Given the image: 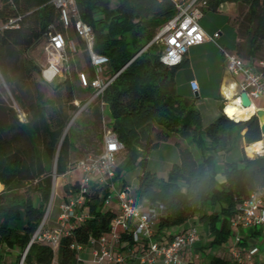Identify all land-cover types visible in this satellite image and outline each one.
Wrapping results in <instances>:
<instances>
[{"label":"trees","instance_id":"1","mask_svg":"<svg viewBox=\"0 0 264 264\" xmlns=\"http://www.w3.org/2000/svg\"><path fill=\"white\" fill-rule=\"evenodd\" d=\"M205 1L203 15L206 11L217 12L223 3L247 7L245 19L251 28L245 30L243 37L237 33L235 52L248 64L258 60L259 54L264 52V0ZM76 3L81 18L93 29L94 52L108 58L105 77L109 79L117 74L98 100L108 107L111 120L107 127L123 145L117 162L120 155L122 158L110 183L115 185L124 171L140 166L142 173L135 189L136 200L162 205L165 209L154 227L155 235L197 218L199 223L206 224L210 234L204 250L227 246L233 235L231 223L236 205L250 192L264 189V156L249 159L243 153L238 163H227L223 169H219L216 156L241 147L243 142L245 154L253 157L249 146L264 139L257 119L253 116L247 121L230 120L223 112L227 103L221 106V114L203 127L194 102L177 94L175 76L179 68L188 63L184 60L178 66L164 65L160 61L164 47L154 41L161 28L176 14L171 0H76ZM58 15L51 0H0V25L18 19L17 28L0 31V70L7 81L4 64L8 48L30 51L49 31L50 25L62 31ZM27 86L28 100L20 93L16 99L25 110L27 102L34 116L39 118L29 128L36 136L42 132L45 149H36L24 129L28 125L14 120L18 129L15 132L0 108V248L18 251L16 259L8 264H19L25 251L23 264H51L53 260L57 264H77V252L71 246L86 247L90 239L107 236L118 213L100 209L101 202H106L111 194L108 186L92 189L85 203L88 218L76 224L68 236L61 237L57 249L38 242L30 243L52 196L53 181L47 164L56 156L57 177L67 174L73 143L70 137L61 138L65 123L59 112L52 109L47 116L46 107L54 106L48 88L31 79ZM61 90L69 94L71 103L74 102L73 78L56 85L51 94L58 96ZM16 134L22 135L21 139L24 136L31 145V158L27 163L15 148ZM173 134L187 138L199 151L200 160L177 143L180 161L170 168L166 178H160L146 170L147 155ZM76 189V184L67 183L65 198L72 196ZM34 194L40 199L38 207L33 200ZM22 214L23 223L17 227ZM120 236L123 245L132 246L128 235L121 232ZM208 264L231 263L224 256L212 255Z\"/></svg>","mask_w":264,"mask_h":264},{"label":"built area","instance_id":"2","mask_svg":"<svg viewBox=\"0 0 264 264\" xmlns=\"http://www.w3.org/2000/svg\"><path fill=\"white\" fill-rule=\"evenodd\" d=\"M171 1L176 14L161 28L154 41L162 43L164 47L160 61L166 66H178L185 60L191 47L209 41L217 43L220 33L216 32L208 36L200 26V20L203 17L202 9L206 7L205 0ZM51 4L58 11V23L62 31L50 25L49 31L43 36L41 41L44 42L48 64L43 67L40 75L48 84L53 83L57 78L66 80L75 76L80 88L89 89L92 92L91 97L85 101L82 109L84 111L93 102L101 99L117 74L109 79L105 77L108 58L94 52L93 29L81 18L76 0H51ZM17 20L0 25V31L17 28ZM193 29L195 31H192ZM190 32L191 35H189ZM218 47L226 72L233 79H237V94L245 92L251 104L256 105L257 111L264 110V60L248 64L236 52L219 45ZM80 52L86 54L90 71L88 73L78 71L74 75L71 61L75 54ZM172 54H174L175 63L172 62ZM189 87L193 94L199 93L197 81L191 80ZM73 103L79 107L81 101L74 100ZM100 103L101 106L105 105L103 102ZM19 120L23 122L22 119L19 118ZM122 150L123 145L118 141L115 133L104 125L98 153L79 159L75 166L69 167L67 171V174L78 171L80 177L74 183L77 187L76 192L67 197L60 206V213L56 219L57 228L45 226L46 214L30 243L38 242L50 246L53 250L57 249L61 237L68 236L76 224H82L88 218L83 208L90 191L108 186L111 194L106 203L114 200L118 206L119 215L111 222V230L107 236L89 240L87 246H98L91 251L90 264H124L131 261H138L140 264H184L181 259L182 253L192 250L200 242L198 229L189 226L176 233L168 243H161L154 234V226L164 215V207L139 203L131 195L129 187L122 186L117 189L110 183L115 176L117 157ZM231 227L264 230V189L250 192L246 199L236 205ZM121 232L131 238L132 246L121 243ZM233 235L234 242L229 249L231 264H253L258 248L253 246L242 249L240 236L236 233ZM71 248L77 252V264H82L80 255L84 247L72 245ZM25 255L26 251L22 254L19 264L24 263ZM51 264H57L56 260H53Z\"/></svg>","mask_w":264,"mask_h":264},{"label":"rangeland","instance_id":"3","mask_svg":"<svg viewBox=\"0 0 264 264\" xmlns=\"http://www.w3.org/2000/svg\"><path fill=\"white\" fill-rule=\"evenodd\" d=\"M247 11L248 9L246 6L234 3H223L217 12L206 11L201 18L200 26L205 31H211V33L217 31V33L222 34V37L220 40L218 38L216 41L217 43L209 41L202 46L198 45L191 47L186 55L190 60V70L189 68H179L175 76L177 94L182 97H188L194 102L195 108L201 114L203 127L208 126L213 120H215L218 116V112H221L220 109L222 102L219 99L216 87H211L210 84H207V87L204 88L205 90L203 91V94H199V97L196 98L187 88L188 74L191 71L198 76L200 82L207 81V83L209 81L220 79L223 75H226L227 72L218 45L229 51L235 52L237 33L239 37H243L245 30L251 28V24L246 20L248 17ZM158 43L162 45V43ZM6 54L7 60L4 64V69L7 73L8 81L3 77L0 70V108L3 111L4 118L14 127V120H17L20 124L28 125V128L25 127L24 129L29 133L30 138L33 139L36 149H38V151H43L45 149V138L43 137L42 132L39 131L36 136L35 132L29 128V125L38 122L39 118L34 116V111L29 107L27 102L25 110L16 99V95L20 93L26 98V100H28V82L30 79L38 81L43 87L48 88L49 95H51L50 97L54 104L53 108L49 106L46 107L47 116L52 109H56L59 112L65 123L61 138L63 139L66 136L70 137V140L73 143L74 151L68 159L70 167L75 166L79 159L88 155H96L101 147L104 125L107 126L111 120L108 107L101 106V103L97 100L90 106L86 107L83 111L82 109L85 101L91 97L92 92L87 89H80L74 76L75 98L78 101H81L79 107H76L73 102H70L69 94L66 91L61 90L58 96H53L51 94L54 87L60 83L53 82L48 84L41 78V70L48 64V56L44 50V42L40 41L30 51H25L19 48H8ZM258 57V60H264V52L260 53ZM71 64L74 75H76L78 71H85L87 73L90 71L88 59L84 52L75 54ZM229 102L228 105L231 104L232 100H229ZM224 115L226 116V114ZM19 118L22 119L23 122H21ZM14 131L18 132V129L15 127ZM13 135H15V133ZM19 135L20 134H16L15 148L20 151L27 163L31 158V145L24 136L21 139L22 135ZM177 143L188 148L197 161L200 160L199 151L189 143L187 138H183L178 134H173L168 139L160 142L157 148L152 149L148 153L146 170L155 173L160 178H166L170 168L174 164H178L180 161L178 148L176 146ZM244 146L245 145L242 142V148L236 146L228 153L217 155L216 161L219 169H223V166L227 163H238L242 159L243 153L245 157L252 159V157H248L245 154ZM249 151L254 153L250 148ZM258 155H260V153H258ZM121 158L122 155L118 158L117 164H119ZM50 161L51 162L47 164L48 174L52 177V181L55 182V188L56 186L61 185V179L56 175V156ZM141 173L142 169L138 165L130 170L124 171L121 178L115 183L116 188L120 189L123 185H126L130 188L131 195L135 197L138 176H140ZM78 176V172H73L71 175H67L65 179L66 181H72L73 178ZM220 177L221 175L218 176L219 179ZM52 197L53 193L51 198ZM55 205L56 200L54 198L51 208L49 204L46 208V211L50 208L47 213V220L51 219ZM86 209L88 210V208ZM100 209L114 210L115 212L119 211L114 200L109 201L108 203L101 202ZM21 218H23V214L21 215ZM195 224L199 226L197 229H199L201 240L206 242L208 236L201 230L198 219ZM52 228H57L56 223H53ZM179 229L180 227H176L172 230L178 231ZM233 242L234 235H232L228 244H233ZM5 257L6 256L3 252L2 260L0 256V264H3Z\"/></svg>","mask_w":264,"mask_h":264},{"label":"crops","instance_id":"4","mask_svg":"<svg viewBox=\"0 0 264 264\" xmlns=\"http://www.w3.org/2000/svg\"><path fill=\"white\" fill-rule=\"evenodd\" d=\"M204 32L206 33V35L211 36L214 33H216L217 31H214L211 33V31H205L204 30ZM221 37H222V34L220 33L219 40L221 39ZM237 42H238V38L236 40V44H237ZM206 43L207 42H205L199 46H202ZM226 45H227V43H226ZM185 60L188 64L182 68H184V69L189 68V70H190V60L187 57ZM75 79H76V77H75ZM191 80H195L198 83V86H199L198 97H199V94H203V91L205 90L204 88L207 87V84H210L211 87H216V89H217L216 91L219 95V99L222 102V105H225L229 100H232V102H234V101L237 102V100L232 99V97L227 98V96L225 95V93H229L230 91H232L233 97H237V93H238L237 80L233 79L228 73H226V75H223L220 79H217L215 81H209L207 83V81L206 82H200L198 79V76L190 71V73L188 74V78H187V88L190 92H191V89L189 87V82ZM76 82H77V79H76ZM77 85H78V82H77ZM87 90H89V89H87ZM75 100H77V99H75ZM220 114H221V112H218V116ZM262 137H264V135H262ZM261 142H262V147H264V139H262ZM73 151H74V149H72L70 151L69 156L72 155ZM260 156H264V155H262V153H260ZM75 172H78V171H75ZM72 173L65 174L63 176H59L61 179V186H60L59 190L54 191V186H53L54 192H53V197L51 198V201L49 202V206L51 208L54 198L56 200V205L54 207L53 215H52L51 219L50 220L46 219L45 226L47 228H52L53 223H56V219L60 213V206L66 200V198H65L66 194L64 192V186L67 183H70L73 185L80 177V173L78 172V174H79L78 177L73 178L72 181H66L65 177L67 175H71ZM53 183L55 185V182H53ZM33 200H34L35 206L38 207L40 199H39V196L37 194L33 195ZM50 208L47 209L46 214L49 212ZM83 211H84L85 215L88 216L87 209L85 208V206L83 208ZM117 213L119 215V211ZM195 221H197V218L192 219L191 221H188L185 225L181 226L178 231H173L171 229L167 232H163L161 234H156V236L159 238L161 243H164V244L168 243L170 241L171 235H174V234L180 232L184 228H187L189 226H195V227L199 228V226L197 224H195V223L193 224V222H195ZM22 223H23V218H21V220L15 226L21 227ZM156 224H155V226H156ZM200 228L204 233L207 234V236H208L207 240H206V242H207L210 238V234L207 230L206 224L200 223ZM232 231H233V233H236L240 236V239H241L240 247L242 249H245L248 247H253V246H256L258 248V252H257L256 256L253 258L252 263L253 264L264 263V230H262L260 228H232ZM198 233H199V229H198ZM199 237H200V233H199ZM206 242H204L200 238V242L192 250L183 252L181 255V259H182L183 263L184 264H208V261L212 255L224 256L227 260H230V263H231V255L229 253V249L232 246V244H228L225 247H217V248H213L211 250L206 251L203 249ZM97 248H98V246H86V247H84V249L80 255V257L83 261L82 264H90L91 251L93 249H97ZM3 252L6 256L4 258L5 260H3L4 261L3 264H8V263L13 262L16 259V257L19 255V253L16 249L9 250V249H5V248H0L1 260H2V253ZM201 257H202V259H201ZM124 264H140V263L138 261H131V262H126ZM155 264H158V263H155Z\"/></svg>","mask_w":264,"mask_h":264},{"label":"bare ground","instance_id":"5","mask_svg":"<svg viewBox=\"0 0 264 264\" xmlns=\"http://www.w3.org/2000/svg\"><path fill=\"white\" fill-rule=\"evenodd\" d=\"M225 95L227 96V98L232 97V99H238L236 97H233L232 91H230L229 93H225ZM227 103H229V101ZM223 111L225 112L228 118L239 122V121H247L251 117H253L256 114L257 107L253 103L249 107H242L240 100L238 99L237 102L236 101L232 102L230 105L226 107V109H223ZM260 121H261V125L264 126V117H262ZM249 148L251 149L252 152H254L252 153V156L253 154H258V153L264 154V147H262V142H259L257 145H250Z\"/></svg>","mask_w":264,"mask_h":264},{"label":"water","instance_id":"6","mask_svg":"<svg viewBox=\"0 0 264 264\" xmlns=\"http://www.w3.org/2000/svg\"><path fill=\"white\" fill-rule=\"evenodd\" d=\"M66 80L64 78H57L54 82L56 83H64ZM194 96L197 98L198 97V94L195 93ZM239 97L240 99V103H241V106L242 107H249L251 105V101L249 100L247 94L245 92H241L239 94H237V98ZM254 117L257 119L258 123H259V127H260V131H261V134L264 135V126L261 125V121L260 119L262 117H264V110H258L256 111V114L254 115ZM245 152V150H244ZM260 155L258 154H253V157L252 159H255L257 157H259ZM53 186H54V183L52 185V193H53Z\"/></svg>","mask_w":264,"mask_h":264},{"label":"snow or ice","instance_id":"7","mask_svg":"<svg viewBox=\"0 0 264 264\" xmlns=\"http://www.w3.org/2000/svg\"><path fill=\"white\" fill-rule=\"evenodd\" d=\"M192 31H195V29H193ZM189 35H191V32L189 33ZM197 38H199V37H197ZM172 55H173V60H172V62L175 63V57H174V54H172Z\"/></svg>","mask_w":264,"mask_h":264}]
</instances>
